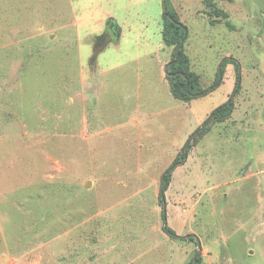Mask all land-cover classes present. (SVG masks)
Wrapping results in <instances>:
<instances>
[{
	"label": "rangeland",
	"instance_id": "obj_1",
	"mask_svg": "<svg viewBox=\"0 0 264 264\" xmlns=\"http://www.w3.org/2000/svg\"><path fill=\"white\" fill-rule=\"evenodd\" d=\"M44 2L64 20L21 25L16 0H0V264H192L197 253L201 264H264V0H218L226 20L204 0H169L191 71L214 88L184 106L137 89L140 68L156 81L171 58L163 0ZM104 12L126 36L96 63L98 36L118 43L112 20L71 23ZM226 59L240 65L237 93L232 63L219 81ZM230 98L232 117L194 139L166 193L169 226L200 246L174 239L158 201L172 142L185 135L186 146ZM139 108L156 114L149 131L128 118Z\"/></svg>",
	"mask_w": 264,
	"mask_h": 264
},
{
	"label": "trees",
	"instance_id": "obj_2",
	"mask_svg": "<svg viewBox=\"0 0 264 264\" xmlns=\"http://www.w3.org/2000/svg\"><path fill=\"white\" fill-rule=\"evenodd\" d=\"M218 0H204V4L207 8L212 10L217 18H222L224 20L228 19L229 16L227 13L219 10L216 7V2ZM164 11H163V20H162V37L164 45L168 48L173 49L172 58L170 62L165 67L166 78L170 85V90L173 97L176 100H179L184 103H190L193 100L208 96L214 91L212 89H204L201 86V81L199 75L191 71V61L189 56L185 52V45L188 40V29L187 27L180 22L176 13L170 8L169 0H163ZM211 14V13H210ZM106 45L105 39L103 37L98 38L96 41V54H99ZM232 63L235 66L237 72V82L235 86L234 93L240 91L241 88V73L240 65L231 59H226L221 65L219 71V81L224 76L225 68L228 64ZM235 111V103L230 98L226 103L216 108L210 115V118L214 122H224L231 118ZM202 132L199 134L201 135ZM192 146L186 147L183 151L178 154L173 165L165 172L161 178L162 188L159 193L158 201L159 205L162 208V219L164 222L163 231L170 237L178 240H190L195 242L197 246H200L199 241L192 236L180 237L177 233L171 229L167 221V198L166 193L170 187L172 176L175 170L179 166H183L188 159L189 153ZM202 257L200 253L196 254V257L193 259L192 264H201Z\"/></svg>",
	"mask_w": 264,
	"mask_h": 264
},
{
	"label": "crops",
	"instance_id": "obj_3",
	"mask_svg": "<svg viewBox=\"0 0 264 264\" xmlns=\"http://www.w3.org/2000/svg\"><path fill=\"white\" fill-rule=\"evenodd\" d=\"M40 2H41V0H32V2L30 4L24 5L25 0H16V7H15L16 17H17L18 20H20V22H18V24L26 25V26H29V25L30 26H35L36 24H38V20H40V19H47V18H49V20L50 19L51 20H55L53 23H56V21H57L56 19L64 20L63 17H62V15L63 14H66L65 13V10L58 11L60 9V6L58 4H56V2H55L56 5H54V6H55V8H56L57 11H55L54 6H51L50 7V6L46 5L45 2H44L43 5H40L39 4ZM106 17L112 20L111 23H109L110 28L109 27L108 28L111 29V30H113V32H115V33L118 34L119 40H118V43L117 44H115L114 40L113 41L112 40H108V41L105 40L106 45H105L104 48H102V50H101V52L99 54H96V49H97L96 43L93 44L92 52L94 54H96V63H97V58L99 57L100 54H103L106 51L111 50L113 48V46H116L117 45V47H118V46H120L121 44L124 43L125 36H126V31H123V29L119 27V25H118V19H114L111 16V14H109V13L108 14H105V12L102 13V15L95 16V17H92L90 19H86V18H83V17H81V18H77L76 17V20L77 21L74 22V23H71L73 25H81V26H84V25H86V23H88L87 20H91L93 22L95 21L96 24L99 25V24H101L102 21H104V18H106ZM65 20H67V19L65 18ZM57 22H61V21L59 20ZM67 24H69V23H67ZM108 33H105V35H108V37H110L109 36L110 33L109 34ZM97 38H99V36ZM109 43H111V44H109ZM109 45H110V47H109ZM163 45H164V42H163ZM166 49H168V47H166ZM171 53H173V50H172ZM148 56H150V55H148ZM148 56L146 55V57H148ZM166 58H167V60L164 63L161 62V64L159 65L158 72H157V76H156V81L151 80L150 78L145 79V75L143 76L144 69L142 70L140 68L137 71V74H139V76H138V86H137V89L138 90H141L142 88H144L145 89V94L148 93L153 99L154 98L155 99H159L158 97H161L160 95L163 94L164 97L166 99H168V101H169L170 96H171V98H173L172 100H174V101H169V102L170 103L173 102L174 104H176V102H181V101L176 100L173 97V95L171 93V90H170L169 82H168V80L166 78V72H165V67L170 62V60L172 58V54H171V58H169L168 55H166ZM138 59H141V58H138ZM130 63H133V62L131 61V62H128V63H124L123 67H127L128 64H130ZM100 69H101L100 67L96 66V74L94 75L95 76L94 77V80L96 79V76L98 74H100V72H101ZM107 72L108 71H105V73H107ZM93 84H94V82H93ZM140 98H141L140 95H138V99H140ZM181 103L183 104V106H184V104H189V103H184V102H181ZM142 109H144V108H142ZM142 113H143V115L140 116L139 115L140 114V108H139V112H137L136 114H133L131 117H128V118H130V120H133L134 121V123L138 126L137 129H139L141 127L140 125L142 124L143 125L142 128H144L146 131L147 130L149 131L148 124H146V122L148 121V123H149L150 120H153V118L156 116V114L155 113L152 114L151 112H146V111L145 112L142 111ZM199 122H200V120H198L197 123H199ZM146 134H148V133H146ZM184 138H185V135H182L176 141L172 142V151L174 152V154H177V156L185 148ZM165 143H166V141H165ZM165 143L163 145H165ZM163 145L161 147H163ZM179 167H182V166H179ZM167 221H168V218H167ZM180 237H182V236H180ZM185 237H188V236H185Z\"/></svg>",
	"mask_w": 264,
	"mask_h": 264
},
{
	"label": "water",
	"instance_id": "obj_4",
	"mask_svg": "<svg viewBox=\"0 0 264 264\" xmlns=\"http://www.w3.org/2000/svg\"><path fill=\"white\" fill-rule=\"evenodd\" d=\"M217 87H219V84H217ZM211 121H212V118H210L206 123H204V125L200 128V129H198L192 136H191V138H190V140L188 141V143H187V145H186V147H189L192 143H193V141H194V139L211 123ZM90 186V183H88L87 184V187H89Z\"/></svg>",
	"mask_w": 264,
	"mask_h": 264
}]
</instances>
